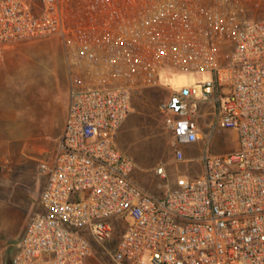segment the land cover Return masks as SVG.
<instances>
[{"label": "built area", "instance_id": "built-area-1", "mask_svg": "<svg viewBox=\"0 0 264 264\" xmlns=\"http://www.w3.org/2000/svg\"><path fill=\"white\" fill-rule=\"evenodd\" d=\"M248 1L0 0V45L58 37L69 72L63 131L7 264H86L122 221L115 264H264V17L247 18ZM164 67L212 76L158 105L175 160L208 102L238 148L205 151L199 177L151 194L115 136L133 90L160 86Z\"/></svg>", "mask_w": 264, "mask_h": 264}, {"label": "rangeland", "instance_id": "rangeland-1", "mask_svg": "<svg viewBox=\"0 0 264 264\" xmlns=\"http://www.w3.org/2000/svg\"><path fill=\"white\" fill-rule=\"evenodd\" d=\"M245 16L264 17V0H249ZM0 65H12L8 71L12 85L0 88V125L7 115L9 127H0V264H7L31 215L37 209L46 181L39 164L56 151L63 131L69 103V72L58 37L0 45ZM160 86L133 90L131 115L133 128L120 149L135 163L131 175L143 190L163 192L177 178L195 179L203 172L201 157L226 154L238 148L232 129L216 128L215 104L200 105L196 119L199 144L181 145L183 160H175L172 136L164 127L160 102L183 86H196L212 80L208 72H183L171 67L159 71ZM199 98V96H197ZM2 129H7L3 132ZM164 165L168 178L155 176L156 166ZM162 184V189L157 187ZM129 221V219L127 218ZM118 222L110 240L93 243L86 264H115L112 252L124 231Z\"/></svg>", "mask_w": 264, "mask_h": 264}, {"label": "crops", "instance_id": "crops-1", "mask_svg": "<svg viewBox=\"0 0 264 264\" xmlns=\"http://www.w3.org/2000/svg\"><path fill=\"white\" fill-rule=\"evenodd\" d=\"M10 66L12 65H0V88L1 87H7L9 85H12L13 84V81L9 78V75H8V71L10 69ZM169 96V95H168ZM68 109V108H67ZM131 111H132V108H131ZM131 111L128 115V117L126 118V120L123 122V124L119 127V129L117 130V133H116V136H115V142H116V145L118 147V149L120 151H122L120 149V147L122 148L123 147V144L125 143V141H127V139L129 138V133L131 131V129L133 128V121H132V117L130 118V115H131ZM2 117H4V121L2 122V124L0 125L1 128H8L9 127V120L6 119L7 115H2ZM66 118V116H65ZM65 122V121H64ZM64 127V125H63ZM3 132L7 131V129H2ZM195 144H199V141H197ZM123 152V151H122ZM124 153V152H123ZM154 173V172H153ZM155 175V174H154ZM156 176V175H155ZM134 181V179H133ZM135 182V181H134ZM168 184H173L169 181ZM160 185L162 184H158L157 187H159ZM44 187V186H43ZM163 187V186H162ZM165 189V188H164ZM161 190V188H160ZM42 191V190H41ZM147 192H149L148 190H145ZM149 193L151 194H155L156 192L154 191H150ZM161 193V192H160ZM160 193H157V194H160ZM40 196V195H39Z\"/></svg>", "mask_w": 264, "mask_h": 264}]
</instances>
